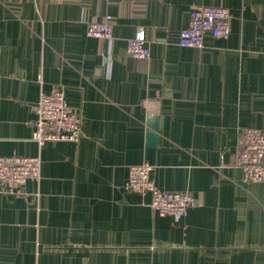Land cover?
<instances>
[{"label": "crops", "instance_id": "obj_1", "mask_svg": "<svg viewBox=\"0 0 264 264\" xmlns=\"http://www.w3.org/2000/svg\"><path fill=\"white\" fill-rule=\"evenodd\" d=\"M197 6L227 8L229 38L180 46ZM107 15L113 40L89 37ZM140 29L146 59L127 53ZM57 86L81 136L39 149L35 106ZM249 128L264 133V0H0V156L42 161L25 194H0V264H264V181L236 166ZM144 163L198 206L153 212L125 187Z\"/></svg>", "mask_w": 264, "mask_h": 264}, {"label": "built area", "instance_id": "obj_2", "mask_svg": "<svg viewBox=\"0 0 264 264\" xmlns=\"http://www.w3.org/2000/svg\"><path fill=\"white\" fill-rule=\"evenodd\" d=\"M233 16L225 7L197 6L189 14V25L180 32L182 47H204V37L229 38ZM114 18L105 16L101 21L87 23V35L91 38L112 41ZM127 53L134 58L150 57L145 31L140 29L127 41ZM32 141L42 149L52 142H77L81 136V117L68 104L64 90L57 86L51 92H41L35 106ZM236 166L247 182L264 181V133L249 128L239 135ZM42 161L39 156H0V194L23 195L29 180H39ZM154 167L144 163L131 166L126 189L129 192L150 195V208L159 216H171L181 221L198 201L189 192H166L156 186L152 179Z\"/></svg>", "mask_w": 264, "mask_h": 264}, {"label": "water", "instance_id": "obj_3", "mask_svg": "<svg viewBox=\"0 0 264 264\" xmlns=\"http://www.w3.org/2000/svg\"><path fill=\"white\" fill-rule=\"evenodd\" d=\"M158 122H159V118L156 117L154 119L153 122H150L149 125L151 126L150 129L148 130L147 134H146V138H147V145L149 147H154L157 145L158 142Z\"/></svg>", "mask_w": 264, "mask_h": 264}]
</instances>
